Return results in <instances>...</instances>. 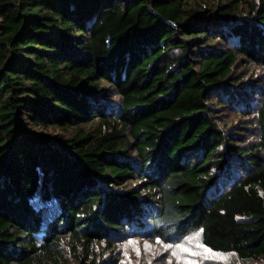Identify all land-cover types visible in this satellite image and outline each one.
<instances>
[{"label": "trees", "instance_id": "trees-1", "mask_svg": "<svg viewBox=\"0 0 264 264\" xmlns=\"http://www.w3.org/2000/svg\"><path fill=\"white\" fill-rule=\"evenodd\" d=\"M0 17V264H118L128 227L264 264V0Z\"/></svg>", "mask_w": 264, "mask_h": 264}, {"label": "rangeland", "instance_id": "rangeland-1", "mask_svg": "<svg viewBox=\"0 0 264 264\" xmlns=\"http://www.w3.org/2000/svg\"><path fill=\"white\" fill-rule=\"evenodd\" d=\"M254 72V77H258L264 88V68H257ZM256 98H260V92ZM253 132H246L245 143L255 141ZM144 220L150 224L148 219ZM149 233L134 232L128 227L126 234L120 235L118 241L114 238V246L119 254L118 264H237L232 254L205 248L199 230L168 240L160 239L153 232ZM70 264H76V261L71 260Z\"/></svg>", "mask_w": 264, "mask_h": 264}, {"label": "built area", "instance_id": "built-area-1", "mask_svg": "<svg viewBox=\"0 0 264 264\" xmlns=\"http://www.w3.org/2000/svg\"><path fill=\"white\" fill-rule=\"evenodd\" d=\"M0 23H1V17H0Z\"/></svg>", "mask_w": 264, "mask_h": 264}]
</instances>
